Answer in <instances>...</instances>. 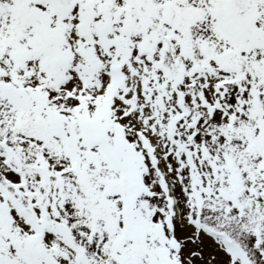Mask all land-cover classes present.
Returning a JSON list of instances; mask_svg holds the SVG:
<instances>
[{
  "label": "snow or ice",
  "instance_id": "obj_1",
  "mask_svg": "<svg viewBox=\"0 0 264 264\" xmlns=\"http://www.w3.org/2000/svg\"><path fill=\"white\" fill-rule=\"evenodd\" d=\"M0 264H264V0H0Z\"/></svg>",
  "mask_w": 264,
  "mask_h": 264
}]
</instances>
